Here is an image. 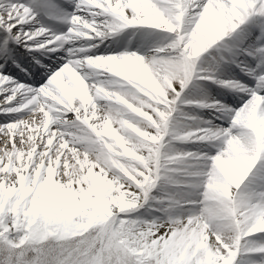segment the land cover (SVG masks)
<instances>
[{
	"label": "snow or ice",
	"instance_id": "1",
	"mask_svg": "<svg viewBox=\"0 0 264 264\" xmlns=\"http://www.w3.org/2000/svg\"><path fill=\"white\" fill-rule=\"evenodd\" d=\"M66 2L0 0L5 64L14 44L67 53L36 59L27 85L0 64V116L13 117L0 122V264H264V0ZM128 29L151 31L136 50H100ZM225 64L249 83L221 79ZM194 78L241 102L185 97ZM181 105L228 127H193ZM150 199L164 218L136 215Z\"/></svg>",
	"mask_w": 264,
	"mask_h": 264
},
{
	"label": "bare ground",
	"instance_id": "2",
	"mask_svg": "<svg viewBox=\"0 0 264 264\" xmlns=\"http://www.w3.org/2000/svg\"><path fill=\"white\" fill-rule=\"evenodd\" d=\"M62 3H64L65 6H68L71 11L74 8L73 4H69L66 2V0H61ZM44 23H46L48 26L52 27L53 30L58 31V30H63L65 29L67 32L69 25L66 23H58L55 22L54 20H47L45 19ZM243 27V26H242ZM146 31H151L148 29H128L126 31H124L123 33L115 36V37H109L108 39L104 40V42L100 45V50L102 51H122L124 50L125 47L129 46V42H127L126 44H123L122 39L126 36H132L134 35V42L131 43V48L130 50H136L137 48L140 47V45L142 43H144L143 40V33ZM1 35V34H0ZM166 33H161V32H157L156 35L149 40L144 49H141V51H146L148 47H150L152 44H154L156 41L161 40L164 36H166ZM133 40V39H132ZM218 44L220 42H217ZM21 46V45H20ZM65 47H70V45H65ZM12 48L14 49L13 52V57L17 58L19 61H21L22 63H26V64H30V59L31 58H43L46 56H50L53 59L49 60L48 63L50 64H55L57 63V61H59L60 63H63V60H60L61 57H66L67 53L64 51V49H61L59 52L57 53H47L46 55L43 54V50L40 51H35V52H27L24 54H20L17 50V48L15 47V44L12 45ZM216 51V45L213 46L212 49H210L208 52H206L205 54H202V58L201 61L198 62V67L204 62L205 58H207L208 56L215 54ZM241 59H243V57H241ZM3 61V60H1ZM5 65L4 67V72L6 74L14 75L17 78H19L18 74H16L13 70V68L7 64H5L4 62L2 63ZM31 76V81H36L39 79L38 78H34V76ZM219 76L221 79L224 80H229V79H238L243 81L244 83H249L250 81V77H248L247 75L243 74V72L241 73L239 70L235 69L231 64H225L223 65ZM13 77V76H12ZM14 78V77H13ZM47 79V75L43 76V80ZM252 83L254 84L255 82L252 81ZM36 86H39L38 84H36ZM217 86V87H216ZM211 87L213 88V93L210 94V90L208 88L211 89ZM207 88V89H206ZM202 90V91H201ZM203 90L205 92H203ZM193 93H197V95H193L192 98L190 99H197V100H204L206 102H213V101H220L222 105H231L232 107H237L238 106V102L240 101V96L243 95L242 93H237L236 91L228 88V87H224L221 86L219 84H215L211 81H205V80H197L196 78L193 79V81L190 83L189 88L185 90L184 92V96L189 98V94H193ZM196 96V97H195ZM3 97H0V99H2ZM181 108L183 109V111L185 113H187L188 115H192L199 118V120L197 121H191L189 122L193 127L197 126V124H199L200 122H206V121H211L214 124L220 125L223 124L224 127H228V125L226 126V120L223 119H219L218 117L221 116V112L217 111L216 108H200L197 107L195 105L192 106H184L181 105ZM191 112H193L195 115L191 114ZM177 116L179 117V113L177 114ZM13 117L10 116H0V122L6 121L8 119H12ZM177 148L182 149V150H191V147H195L197 150H201L203 149L205 146L201 145V144H196V143H181V144H177L176 145ZM195 151V150H194ZM215 151V149H213V152ZM95 171H99L98 169ZM169 191L174 190V189H168ZM156 192L161 191L162 189L161 187H157V189H155ZM154 194V193H152ZM159 197L161 195H163V193H159ZM157 208H162L163 206L159 203L156 204ZM161 212V216L160 218H164L165 217V213ZM159 217V216H156Z\"/></svg>",
	"mask_w": 264,
	"mask_h": 264
},
{
	"label": "rangeland",
	"instance_id": "3",
	"mask_svg": "<svg viewBox=\"0 0 264 264\" xmlns=\"http://www.w3.org/2000/svg\"><path fill=\"white\" fill-rule=\"evenodd\" d=\"M66 7V6H65ZM67 8V10L69 11V12H71V9L70 8H68V7H66ZM58 31H62V32H65L66 30L65 29H63V30H58ZM2 35V34H1ZM20 50H23V52H26L25 50H26V48L25 47H23V46H21L20 48H19ZM18 48H17V50L19 51V53L20 54H22V51H20ZM103 51V50H102ZM50 57H47L46 59H49ZM52 58V57H51ZM17 59V58H16ZM15 61V62H14ZM5 62V61H4ZM44 63H47V62H45V61H43ZM7 63H9V65L11 66V67H13V70L15 71V73H17L18 74V76H19V78H17L16 76H14V75H11V77L13 76L14 77V80L15 81H19L20 83H23V84H29V83H32V82H30V81H28V80H26L25 79V77H24V73L25 74H30V71H28L27 70V68H24V67H22L21 65H20V62H18L17 60H9V62L7 61ZM17 63L20 65L19 67H17ZM26 70L27 71V73L26 72H24V71ZM6 74V73H5ZM6 75H8V76H10L9 74H6ZM48 78V77H47ZM216 84V83H215ZM34 86H36V85H34ZM217 87V86H216ZM207 89V88H206ZM211 92H210V94L211 93H213V88L211 87V89L210 88H208ZM202 91V90H201ZM203 92H205L204 90H203ZM193 95H197V93H193V94H189V98H192L193 97ZM196 97V96H195ZM197 100V99H196ZM191 114H193V115H195L193 112H191ZM195 116H197V115H195ZM226 126L228 125V122H226V124H225ZM190 150V149H189ZM191 150L192 151H194V150H197L195 147H191ZM171 191H174V190H171ZM153 193L154 194H151V197H159V193H163V192H161V191H159V192H156L155 190L153 191ZM158 202H157V200H155V199H150V201H149V204H147V205H145V207L144 208H142V209H140L139 210V212L138 213H136V215H140V216H144L145 218H147V219H152V218H154V217H156V216H161L160 214H161V212L160 211H156V210H154V209H158L157 207H156V204H157Z\"/></svg>",
	"mask_w": 264,
	"mask_h": 264
}]
</instances>
